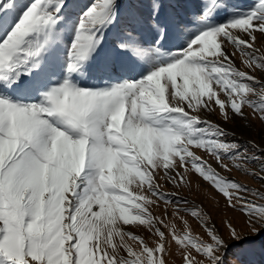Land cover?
<instances>
[{
    "label": "snow or ice",
    "instance_id": "snow-or-ice-1",
    "mask_svg": "<svg viewBox=\"0 0 264 264\" xmlns=\"http://www.w3.org/2000/svg\"><path fill=\"white\" fill-rule=\"evenodd\" d=\"M257 123L264 0H0V264H264Z\"/></svg>",
    "mask_w": 264,
    "mask_h": 264
},
{
    "label": "rangeland",
    "instance_id": "rangeland-1",
    "mask_svg": "<svg viewBox=\"0 0 264 264\" xmlns=\"http://www.w3.org/2000/svg\"><path fill=\"white\" fill-rule=\"evenodd\" d=\"M237 3L241 4V5H247L248 3L251 2V0H236ZM213 119L216 120H220V116L217 114L216 116L213 117ZM226 127L228 129H231L233 127V125L231 123H229L228 125H226ZM256 131H254L251 135H241L239 132L236 133L237 139L240 140L241 142L245 141V140H250V139H255L257 143H259V136L264 135V132H261L260 129V125L259 123L256 124ZM200 154V153H198ZM221 174H224L223 172ZM231 176L235 177L236 180L245 183L247 185H249L252 188H256L257 187V182L251 180L250 178L243 176L242 174H240L239 172H236L235 170H233L231 172ZM192 180L195 181V177H192ZM201 186L199 188L196 187V183L193 182L192 184V190L189 191L188 189H182L181 190V194L187 196L188 199L196 201V202H200L203 201L204 205L206 208H215L216 207V202L219 201V206H220V213L218 216H215L214 218L216 219V223L217 226H219L221 228V231H224L223 225H221L220 221L223 218H231V217H237V219L239 218V214L238 213H233L231 211H226L224 209V201L220 196H217L216 193L213 191V189L211 187H209L208 184L203 183L202 181L200 182ZM163 205L160 206L159 209H154V211L156 212L157 215H162V209H163ZM169 212H171V209H169ZM181 215H184L183 213ZM189 222L193 224V226H195V222L191 221V219L189 218ZM178 223V227L179 222ZM196 231H200L199 229H196ZM143 234V233H142ZM170 264H179V258L175 257L169 258Z\"/></svg>",
    "mask_w": 264,
    "mask_h": 264
}]
</instances>
